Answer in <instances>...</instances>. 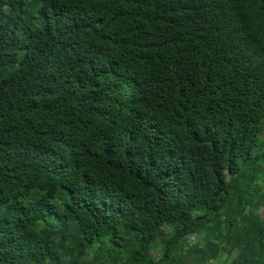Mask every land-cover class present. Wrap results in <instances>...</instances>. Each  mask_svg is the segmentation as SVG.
I'll use <instances>...</instances> for the list:
<instances>
[{
	"label": "trees",
	"instance_id": "obj_1",
	"mask_svg": "<svg viewBox=\"0 0 264 264\" xmlns=\"http://www.w3.org/2000/svg\"><path fill=\"white\" fill-rule=\"evenodd\" d=\"M0 264H264V0H0Z\"/></svg>",
	"mask_w": 264,
	"mask_h": 264
},
{
	"label": "rangeland",
	"instance_id": "obj_2",
	"mask_svg": "<svg viewBox=\"0 0 264 264\" xmlns=\"http://www.w3.org/2000/svg\"><path fill=\"white\" fill-rule=\"evenodd\" d=\"M190 240H191V241H194V242L196 241L194 238H191Z\"/></svg>",
	"mask_w": 264,
	"mask_h": 264
}]
</instances>
